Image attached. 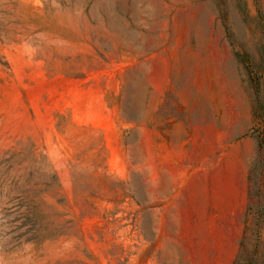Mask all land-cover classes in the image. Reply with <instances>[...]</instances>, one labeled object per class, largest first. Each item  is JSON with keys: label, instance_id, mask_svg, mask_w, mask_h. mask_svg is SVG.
I'll return each instance as SVG.
<instances>
[{"label": "rangeland", "instance_id": "374dc122", "mask_svg": "<svg viewBox=\"0 0 264 264\" xmlns=\"http://www.w3.org/2000/svg\"><path fill=\"white\" fill-rule=\"evenodd\" d=\"M0 264H264V0H0Z\"/></svg>", "mask_w": 264, "mask_h": 264}]
</instances>
